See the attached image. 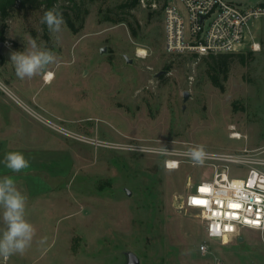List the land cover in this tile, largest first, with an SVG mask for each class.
Wrapping results in <instances>:
<instances>
[{"label":"rangeland","instance_id":"374dc122","mask_svg":"<svg viewBox=\"0 0 264 264\" xmlns=\"http://www.w3.org/2000/svg\"><path fill=\"white\" fill-rule=\"evenodd\" d=\"M75 1L82 28L74 33L64 25L59 45L41 24L43 6L0 14V85L7 89L0 87V147L9 139L18 148L36 143L32 123L57 132L80 153L69 188L63 179L62 189L48 197L19 189L28 198L26 218L36 235L23 255L0 258V264H127L129 252L140 264H264V231L243 229L222 244L207 239L198 211L173 209L174 194L212 179L206 161L189 159L167 170L158 156L82 141L175 140L213 153L264 149V18L235 52L245 61L230 59L221 89L208 74L213 59L164 51L162 12L122 9L126 0ZM120 14L138 38L128 22L106 20ZM32 39L56 54L47 69L53 81L16 76L10 54ZM230 177L245 179L247 171L233 166ZM204 243L206 255L200 252Z\"/></svg>","mask_w":264,"mask_h":264},{"label":"built area","instance_id":"2783aa9c","mask_svg":"<svg viewBox=\"0 0 264 264\" xmlns=\"http://www.w3.org/2000/svg\"><path fill=\"white\" fill-rule=\"evenodd\" d=\"M140 5L162 12L164 51L170 55L235 53L252 34L255 22L264 18V0H140ZM82 141L113 150L158 156L167 170H178L193 159L190 145L175 140H157L153 144ZM202 160L213 168L212 179L192 185L188 193L174 194L173 209L198 211L207 239L219 240L222 244L230 243L243 229L264 231V149L234 153L204 151ZM233 166L246 170L247 177L231 178ZM208 251L206 243L200 245L202 255Z\"/></svg>","mask_w":264,"mask_h":264},{"label":"clouds","instance_id":"9594fccd","mask_svg":"<svg viewBox=\"0 0 264 264\" xmlns=\"http://www.w3.org/2000/svg\"><path fill=\"white\" fill-rule=\"evenodd\" d=\"M64 18L57 7L44 12L41 24L47 26L54 44L59 45L62 39ZM10 60L15 74L21 80L42 75L46 79L48 66L56 62V54L46 45L38 44L35 39L29 40L23 51H13ZM191 157L197 162L204 156L203 147L190 150ZM4 167L14 174H19L30 167V160L20 151L6 152ZM27 196L21 192L13 176L0 177V258L7 261L13 255H23L32 245L36 235L34 225L26 218ZM46 237L39 243L44 244Z\"/></svg>","mask_w":264,"mask_h":264},{"label":"crops","instance_id":"0c3cea01","mask_svg":"<svg viewBox=\"0 0 264 264\" xmlns=\"http://www.w3.org/2000/svg\"><path fill=\"white\" fill-rule=\"evenodd\" d=\"M49 72L53 73L47 70V73ZM53 80L54 77L51 81ZM45 83L47 82L45 81ZM23 94H25L26 98L30 97L26 92H23ZM20 114L15 112V115L21 117ZM12 115L11 112L9 118L12 117ZM15 123L18 125L21 124L19 121H15ZM30 124L34 129H38L35 130L34 135L31 136V139L36 141V143L31 145L25 144L26 146L18 148L16 145H9L12 140L8 138L9 143L6 142L5 146L0 147V161H3L6 152L20 151L30 160V167L19 174H14L6 169L4 164L0 162V177L6 175L13 176L17 188L22 189L24 193L28 192L35 197L44 194L48 197L51 194H57L58 191L62 189L60 180L62 181L64 179L67 181L65 182V184L68 183L66 186L67 188L72 185V173L74 167L75 170L78 171L76 162H78L80 158V153L77 146H72V143L65 142V139L60 137L61 135L57 132L55 133L41 126ZM8 135L10 137V133H8ZM2 139L4 140V138H0V140ZM27 145L29 146L27 147Z\"/></svg>","mask_w":264,"mask_h":264},{"label":"trees","instance_id":"16d2710c","mask_svg":"<svg viewBox=\"0 0 264 264\" xmlns=\"http://www.w3.org/2000/svg\"><path fill=\"white\" fill-rule=\"evenodd\" d=\"M95 1V0H91ZM45 8V11L53 8L54 6L62 13L64 18V25L70 28L74 33H77L82 25H76V19L81 16L80 7L76 4L75 0H0V14L4 17H8L17 10H38L41 7ZM140 5V0H126L124 4L121 5L122 9L133 10ZM75 11V12H74ZM155 14H161V11L154 10L150 11ZM75 14V15H74ZM77 16V17H76ZM124 15L117 16L115 18L107 17L106 20L112 23H122L124 21L128 22L131 35L134 38H138V30L133 26V24L123 17ZM137 28H140L138 22H136ZM241 57L236 53L221 54V55H205L193 57H201L204 59H213V64L211 63V69L209 71V77L214 86L223 89L224 82L228 79V74L230 70L231 58ZM245 58L241 57V62L243 63Z\"/></svg>","mask_w":264,"mask_h":264},{"label":"water","instance_id":"95a60500","mask_svg":"<svg viewBox=\"0 0 264 264\" xmlns=\"http://www.w3.org/2000/svg\"><path fill=\"white\" fill-rule=\"evenodd\" d=\"M2 45H3V44H0V50L2 49ZM102 51H103V52H106L107 49L104 48ZM189 96H190L189 92L186 91V92L184 93V100H185V101L188 100ZM127 264H140V261H139L138 257H137L134 253L129 252V253L127 254Z\"/></svg>","mask_w":264,"mask_h":264},{"label":"bare ground","instance_id":"6f19581e","mask_svg":"<svg viewBox=\"0 0 264 264\" xmlns=\"http://www.w3.org/2000/svg\"><path fill=\"white\" fill-rule=\"evenodd\" d=\"M51 75L47 77L46 81H50L53 78V73L49 72ZM226 243H229L228 241H225ZM224 242V243H225Z\"/></svg>","mask_w":264,"mask_h":264}]
</instances>
